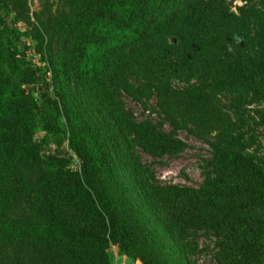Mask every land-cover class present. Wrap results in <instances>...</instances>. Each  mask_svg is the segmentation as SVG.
Instances as JSON below:
<instances>
[{
    "label": "trees",
    "instance_id": "trees-1",
    "mask_svg": "<svg viewBox=\"0 0 264 264\" xmlns=\"http://www.w3.org/2000/svg\"><path fill=\"white\" fill-rule=\"evenodd\" d=\"M56 1L44 18L30 0H0V264H114L113 247L132 263L155 264L151 230L113 191L110 136L75 90L101 99L129 147L154 159L183 152L176 133L193 124L213 151L200 187L162 184L138 154L137 177L175 209L168 214L185 264L201 235L217 240V264H255L264 231L250 216L264 206V158L245 152L240 129L242 109L264 103V11L246 4L235 13V0ZM222 94L233 95L235 119L220 107ZM127 97L146 107L156 98L161 121L138 120ZM74 161L79 172L69 169Z\"/></svg>",
    "mask_w": 264,
    "mask_h": 264
},
{
    "label": "rangeland",
    "instance_id": "rangeland-1",
    "mask_svg": "<svg viewBox=\"0 0 264 264\" xmlns=\"http://www.w3.org/2000/svg\"><path fill=\"white\" fill-rule=\"evenodd\" d=\"M48 1L49 4L44 0H30L32 13L40 14L44 18L52 17L56 13L58 3L56 0ZM246 4L255 5L258 9L264 11L263 0H235L231 9L233 12L238 13L239 8L244 7ZM31 60L36 67L41 66L39 57L35 52L31 54ZM173 84L176 88H183L189 82L174 80ZM44 92L45 90L40 86H37L34 91L35 98L39 101L42 109H44V103L42 102ZM73 92L75 96L86 101L88 111L100 120L105 127V132L110 136L106 139L109 146L107 148L109 150L108 159L114 165L112 177H116V181L112 184L115 188L112 190L115 191L118 204L123 206L126 215L139 219L142 225H146L151 230L153 239L152 243L147 241V246H152L151 250L154 253L153 261L155 264H185L184 260H186L187 256L182 245L177 241L173 217L168 214L169 210L174 211L175 209L170 206L160 205L153 200L137 177L134 160L138 154L144 164L152 165L158 180L162 184L198 188L206 181L208 175L211 174V169L208 166V162L213 157L211 146L203 138L198 137L193 132L196 130V127L193 124H189L188 128H183L176 133L187 145L186 149L180 154L171 157L167 156L162 160H158L139 149L136 153L135 150L129 147L126 136L119 129L113 115L101 99L96 95L88 93L80 95L76 90ZM232 97L233 95L230 94H222L218 96V101L220 107L224 111L229 112L234 118L231 104ZM125 102L127 109L134 113L138 120H142L152 114L156 121H159L162 117L159 114L160 108L156 98L147 102V107L128 97L125 99ZM71 106L74 107L73 104ZM153 111L154 113H152ZM242 112L240 132L244 137L245 152L257 159H263L264 128L260 123L264 115V103L245 106ZM73 114L78 117L77 110H74ZM79 118H81V115H79ZM165 130L167 132H174L175 128L170 122H166ZM201 133L206 136H212L216 135L217 131L209 134L201 130ZM69 167L72 172H79L78 162L74 161ZM33 179L34 175L31 172L24 176L26 189L33 185ZM44 199L45 195L40 190L34 192L33 203L36 207H39L41 201ZM250 218L259 229L264 231V206L261 205L254 210ZM191 241L193 243V250L190 258L193 264H217L215 259L217 240L215 238L201 235ZM117 251L116 247H113L111 250L114 259L116 258ZM255 261V264H264V249ZM135 263L143 264L140 260ZM114 264H117L116 260H114Z\"/></svg>",
    "mask_w": 264,
    "mask_h": 264
},
{
    "label": "crops",
    "instance_id": "crops-1",
    "mask_svg": "<svg viewBox=\"0 0 264 264\" xmlns=\"http://www.w3.org/2000/svg\"><path fill=\"white\" fill-rule=\"evenodd\" d=\"M115 257H116L115 259L113 257V260H116L117 264H137V263H132V261L130 259H128V257H126V256H120L118 254V251H117Z\"/></svg>",
    "mask_w": 264,
    "mask_h": 264
},
{
    "label": "water",
    "instance_id": "water-1",
    "mask_svg": "<svg viewBox=\"0 0 264 264\" xmlns=\"http://www.w3.org/2000/svg\"><path fill=\"white\" fill-rule=\"evenodd\" d=\"M173 42L176 43L177 41L174 39Z\"/></svg>",
    "mask_w": 264,
    "mask_h": 264
},
{
    "label": "built area",
    "instance_id": "built-area-1",
    "mask_svg": "<svg viewBox=\"0 0 264 264\" xmlns=\"http://www.w3.org/2000/svg\"><path fill=\"white\" fill-rule=\"evenodd\" d=\"M228 2H230L231 0H227Z\"/></svg>",
    "mask_w": 264,
    "mask_h": 264
}]
</instances>
